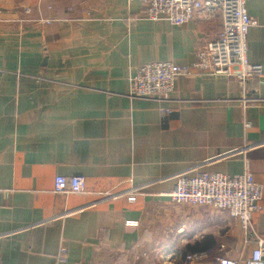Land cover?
<instances>
[{"label":"crops","instance_id":"1","mask_svg":"<svg viewBox=\"0 0 264 264\" xmlns=\"http://www.w3.org/2000/svg\"><path fill=\"white\" fill-rule=\"evenodd\" d=\"M246 11L263 74L242 88L191 68L216 12L175 26L140 0H0V264H245L264 241V191L248 231L169 193L195 172L248 171L264 190V0ZM158 61L190 74L166 102L130 97L136 69ZM57 176L85 192L54 193Z\"/></svg>","mask_w":264,"mask_h":264},{"label":"built area","instance_id":"2","mask_svg":"<svg viewBox=\"0 0 264 264\" xmlns=\"http://www.w3.org/2000/svg\"><path fill=\"white\" fill-rule=\"evenodd\" d=\"M142 16L151 21L169 22L181 26L192 20L200 10L216 12L221 17L222 29L206 46L196 52L191 68L211 76L233 78L243 88L248 82L258 79L261 66L247 60V33L252 20L246 11L248 0H140ZM190 74L188 67L178 66L169 61L148 62L136 69L130 78L129 96L137 99L168 101L176 81ZM256 102L254 98L241 97V104L247 106ZM86 181L81 176L54 179L53 192L56 194H83ZM263 187L253 175L246 171L235 176L209 172L180 174L169 198L176 204L209 207L227 212L236 219L244 231L250 229L253 214L261 210ZM104 199H113L109 194ZM103 199V200H104ZM129 201L134 203V198ZM94 202L93 205L98 204ZM128 227L137 222L127 221ZM203 257L202 253L188 254L185 262ZM216 264H239L220 257ZM245 264H264V241L257 240V247Z\"/></svg>","mask_w":264,"mask_h":264}]
</instances>
